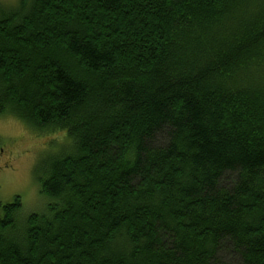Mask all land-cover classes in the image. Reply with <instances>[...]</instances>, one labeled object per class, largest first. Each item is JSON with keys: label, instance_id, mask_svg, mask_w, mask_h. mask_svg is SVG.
I'll list each match as a JSON object with an SVG mask.
<instances>
[{"label": "trees", "instance_id": "16d2710c", "mask_svg": "<svg viewBox=\"0 0 264 264\" xmlns=\"http://www.w3.org/2000/svg\"><path fill=\"white\" fill-rule=\"evenodd\" d=\"M8 115L67 146L0 264H264V0L0 6Z\"/></svg>", "mask_w": 264, "mask_h": 264}, {"label": "rangeland", "instance_id": "374dc122", "mask_svg": "<svg viewBox=\"0 0 264 264\" xmlns=\"http://www.w3.org/2000/svg\"><path fill=\"white\" fill-rule=\"evenodd\" d=\"M15 2L0 0V6ZM53 136L35 134L15 117L0 118V203H11L20 197L22 218L44 212L49 204L50 200L40 193L35 168L67 146L65 143L50 145ZM63 137L59 134L56 140L62 142Z\"/></svg>", "mask_w": 264, "mask_h": 264}, {"label": "bare ground", "instance_id": "6f19581e", "mask_svg": "<svg viewBox=\"0 0 264 264\" xmlns=\"http://www.w3.org/2000/svg\"><path fill=\"white\" fill-rule=\"evenodd\" d=\"M1 164V163H0Z\"/></svg>", "mask_w": 264, "mask_h": 264}]
</instances>
